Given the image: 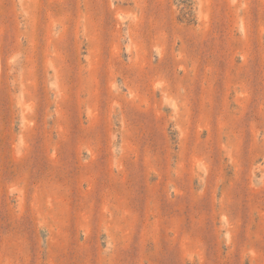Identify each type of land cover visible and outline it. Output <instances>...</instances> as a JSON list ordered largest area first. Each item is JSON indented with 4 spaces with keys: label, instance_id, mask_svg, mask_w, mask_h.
I'll use <instances>...</instances> for the list:
<instances>
[{
    "label": "rangeland",
    "instance_id": "obj_1",
    "mask_svg": "<svg viewBox=\"0 0 264 264\" xmlns=\"http://www.w3.org/2000/svg\"><path fill=\"white\" fill-rule=\"evenodd\" d=\"M0 264H264V0H0Z\"/></svg>",
    "mask_w": 264,
    "mask_h": 264
}]
</instances>
